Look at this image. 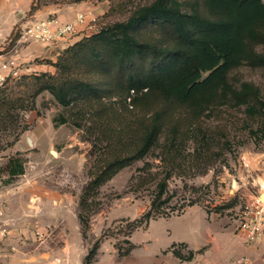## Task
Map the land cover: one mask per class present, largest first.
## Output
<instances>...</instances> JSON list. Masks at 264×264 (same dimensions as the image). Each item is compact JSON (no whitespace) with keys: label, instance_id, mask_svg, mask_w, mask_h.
I'll return each instance as SVG.
<instances>
[{"label":"rangeland","instance_id":"1","mask_svg":"<svg viewBox=\"0 0 264 264\" xmlns=\"http://www.w3.org/2000/svg\"><path fill=\"white\" fill-rule=\"evenodd\" d=\"M152 1L123 0L112 6L111 0H0V40L9 32L14 20L18 23L13 35H20L31 21L41 20L33 16L39 10L48 12L46 18H57L51 8L87 3L82 11L93 12L100 18L101 25L125 20L136 6ZM33 3L37 9L32 12ZM148 28L142 33L150 34ZM82 34L83 31L48 42L21 35L17 40L21 37L27 42L37 41L49 46L59 39L67 41ZM13 40L9 35L0 42V54L20 49L22 44L18 46ZM1 47L7 49L1 50ZM257 49L264 53V44ZM59 52L55 54L56 59ZM48 60L51 59L38 58L34 63H45L52 69L26 71L20 75L55 73L56 67ZM230 78L234 84L242 80L255 83L264 98V68L245 64L233 70ZM68 114L46 91L37 98L36 110L24 113L23 119L8 129L0 127V188L25 178L44 190V196L32 197H37L35 207L29 204L31 198L24 206L20 202L16 207L21 211L16 221L17 234L21 237L17 264H81L97 241L100 244L92 264H206L213 253H207L212 245L214 249L219 248L231 234L240 235L238 211L246 201L245 188L247 185L252 189L250 181L261 170L257 164L264 161V134L251 131L258 129L260 121L248 116L244 107H222L205 116L202 122L185 128L189 135L183 145L186 156L176 162L168 179L171 196L162 207L168 214L156 215L137 228L132 225V221L149 211L156 184L164 174L162 149L156 147L143 160L119 171L94 194L86 236L82 234L78 216L79 199L107 149L105 142L71 122L55 124L54 118L60 120L62 115ZM126 116L137 121L145 112L136 108L127 111ZM203 134L208 135V143ZM11 157L24 162L23 174L10 177ZM36 229H45L47 236L40 238ZM128 249L131 250L125 254ZM200 249L202 252L188 261L173 252L181 253L184 258L190 250Z\"/></svg>","mask_w":264,"mask_h":264},{"label":"trees","instance_id":"2","mask_svg":"<svg viewBox=\"0 0 264 264\" xmlns=\"http://www.w3.org/2000/svg\"><path fill=\"white\" fill-rule=\"evenodd\" d=\"M36 9L33 3L31 11ZM148 26L150 34L145 35L142 31ZM13 34L16 41L20 35ZM260 44H264L263 0H153L136 6L125 20L102 22L97 32L84 34L62 49L55 61L48 60L55 73L7 78L0 86V127L8 129L24 113L36 110L37 98L47 91L69 113L54 118L56 125L71 122L106 143L105 158L79 199L83 236L92 198L100 187L161 147L164 174L149 211L132 221L137 228L156 215L168 214L162 210L171 196L168 179L177 160L186 156L183 145L189 124L202 122L222 107H244L248 116L260 121L251 131L264 134L260 87L247 80L234 84L230 78L245 64L264 68ZM136 108L145 116L137 121L127 118L126 112ZM203 135L208 143V135ZM24 172V162L11 157L10 177ZM99 244L94 243L81 264L96 260ZM173 252L188 261L202 250H190L184 258Z\"/></svg>","mask_w":264,"mask_h":264},{"label":"crops","instance_id":"3","mask_svg":"<svg viewBox=\"0 0 264 264\" xmlns=\"http://www.w3.org/2000/svg\"><path fill=\"white\" fill-rule=\"evenodd\" d=\"M87 3L82 4H74L68 6H62L58 8H51L50 11L57 13V19L60 23L65 24L72 20H74L77 14L83 10V7L86 6ZM48 12L45 10H39L34 13V19H43L46 18ZM18 22L14 20L11 24V29L5 36L0 40L2 43L7 39L9 35L14 31L15 25ZM23 24V23H22ZM56 25H53L52 28L55 29ZM79 37H74L72 39H59L55 44L46 46L42 42L37 41H28L16 40L20 49L16 52H2L0 54V71L1 64L3 62H7L8 60H13L15 62L16 68L19 70L20 74L25 73L26 71H36L40 70H48L52 69L48 64L37 65L34 63L36 59H51L55 60L57 54L60 50L67 47L71 43H73ZM20 44V45H19ZM7 49L6 47H1V50ZM22 64L24 66H22ZM29 66V67H27ZM27 67V68H26ZM257 167H260L261 170L256 172L253 175L251 182L252 189H249L246 185V201L249 202L253 198V184H257L258 182H264V161H260L257 164ZM246 181V183H248ZM37 183H34L33 180L20 179L12 183L10 186L3 185L0 188V206L4 209L6 213V217H10L12 219L10 223L11 236L9 239L1 240L0 238V248L2 249V255L0 256V264H17L20 259V251H21V237L18 236L16 228V221H19V216L21 211L16 210L17 205L21 202L24 204L28 203L29 199L33 200L34 196H44V190H39L37 187ZM244 185V184H243ZM37 198V197H36ZM31 204V202H29ZM28 204V205H29ZM33 211H30V214ZM15 216V219L12 218ZM19 224V222H18ZM13 228V229H12ZM240 234V233H239ZM242 234L235 235L231 234L228 237L227 241L222 244L219 248H213V245L208 249L207 253H212V256H208L206 264H264V240L257 243H248L245 241ZM15 244L17 246V250L13 251L10 249V245ZM28 261V260H27Z\"/></svg>","mask_w":264,"mask_h":264},{"label":"built area","instance_id":"4","mask_svg":"<svg viewBox=\"0 0 264 264\" xmlns=\"http://www.w3.org/2000/svg\"><path fill=\"white\" fill-rule=\"evenodd\" d=\"M100 18L93 12L81 11L76 18L68 23L62 24L57 18H45L41 20H33L31 23L22 28L20 35L28 39H35L44 42L54 40L58 37L72 36L76 33L91 34L97 32L100 28ZM56 25L55 29L52 28ZM0 86L9 77H19L20 72L16 68L14 62H4L1 64ZM264 182L253 184V198L251 201H245L238 211L239 233L243 235L248 243H257L264 240ZM37 199L31 200L36 205ZM1 205V204H0ZM10 219L6 217L4 209L0 206V238L1 240L9 239L11 236ZM36 235L45 238L47 232L44 229H36ZM10 249L17 250L15 244L10 245ZM2 249L0 248V256Z\"/></svg>","mask_w":264,"mask_h":264},{"label":"water","instance_id":"5","mask_svg":"<svg viewBox=\"0 0 264 264\" xmlns=\"http://www.w3.org/2000/svg\"><path fill=\"white\" fill-rule=\"evenodd\" d=\"M261 196H262V198H264V193H262V195H261Z\"/></svg>","mask_w":264,"mask_h":264}]
</instances>
